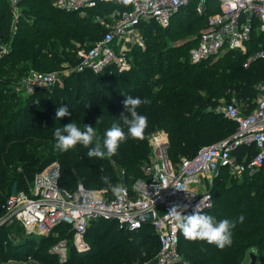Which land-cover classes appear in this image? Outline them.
Masks as SVG:
<instances>
[{
  "label": "trees",
  "instance_id": "obj_1",
  "mask_svg": "<svg viewBox=\"0 0 264 264\" xmlns=\"http://www.w3.org/2000/svg\"><path fill=\"white\" fill-rule=\"evenodd\" d=\"M53 1L21 0V12L13 25L8 1L0 0V215L5 212L8 197L17 191H29L35 174L53 159L61 165L62 186L73 189L82 182L90 188L110 189L122 179V172L127 183L143 176L152 132L164 129L169 133V155L177 162L235 132L236 121L217 109L223 102L236 97L250 110L255 106L257 84L264 81V59L248 66L244 62L264 48V32H253L246 51L230 50L218 60L193 63L190 48L207 25L208 15L215 12L209 9L199 13L194 0L183 6L166 27L154 21L142 23L146 49H132L130 69L119 71L111 66L101 74L90 69L64 72L79 62L81 48L92 47L104 36L108 15L114 8L130 5L103 0L82 11H66L55 7ZM180 38L183 40L178 42ZM3 44L8 45L5 53L1 52ZM31 70L56 71L65 86L58 81L50 88L39 86L27 93L24 79ZM123 95L151 100L138 109L148 118L142 140L129 137L111 159L88 158V148L82 144L66 152L55 150V128L72 121L81 129L84 124L93 126L101 143L113 123L123 127ZM60 106H67L71 115L57 120ZM124 131L127 133L126 128ZM243 150L234 152L240 157ZM227 173L214 181L212 203L201 214L217 221L238 220L243 215L244 221L237 222L232 230L233 242L224 250L206 241L186 240L180 232L179 247L188 264H243L253 249L258 264H264V169L245 173L241 179L227 177ZM104 176L110 177V185L102 181ZM7 227L6 223L0 226V260L20 254L33 257L43 251L48 261L55 263L47 246L56 237H71L70 226L60 225L57 234L28 235L22 242L13 243L7 240ZM86 237L91 245L88 251L78 252L70 245L71 263L139 264L152 260L160 247L151 224L127 230L101 219L92 222Z\"/></svg>",
  "mask_w": 264,
  "mask_h": 264
},
{
  "label": "built area",
  "instance_id": "obj_2",
  "mask_svg": "<svg viewBox=\"0 0 264 264\" xmlns=\"http://www.w3.org/2000/svg\"><path fill=\"white\" fill-rule=\"evenodd\" d=\"M7 1L15 15V25L21 0ZM101 1L54 0L53 4L66 11H82ZM192 1L133 0L129 8L114 17L102 38L92 47L78 51L79 62L64 72L90 69L101 74L111 66L119 71L130 69L132 49L135 46L146 49L142 23L154 21L166 27ZM196 1L199 13L209 9L215 12L208 15L205 29L190 48L189 58L193 63L214 60L225 51H246L253 32H264V0ZM7 50L3 47L1 52ZM259 59H264V48L250 54L244 66ZM58 81L61 78L56 71L31 70L24 79V88L32 93L39 86L50 88ZM257 89L258 96L251 110L236 97L217 108L236 121L237 129L226 138L201 146L193 156H183L174 162L169 155V133L164 129L152 132L149 136L152 154L143 167V176L130 183L122 175L110 189L90 188L82 182L70 189L60 184V163H51L35 174L29 191H17L8 197L0 224L18 220L29 236H48L60 225L70 226V239L62 238L51 251L61 253L58 264L67 262L71 244L78 252L91 248L86 235L94 221H114L119 228L127 230L151 224L160 247L152 260L139 264H188L179 247L180 231L175 228L169 211L173 206H180L187 215L200 203L202 211L209 207L212 203L209 189L224 171L242 177L264 169V81L257 84ZM237 148L244 149L240 157L234 152ZM165 185L168 187L163 188Z\"/></svg>",
  "mask_w": 264,
  "mask_h": 264
},
{
  "label": "clouds",
  "instance_id": "obj_3",
  "mask_svg": "<svg viewBox=\"0 0 264 264\" xmlns=\"http://www.w3.org/2000/svg\"><path fill=\"white\" fill-rule=\"evenodd\" d=\"M117 2L127 5L132 3L133 0H117ZM123 96H125L122 101L124 112L120 117L123 127L120 124L113 123L110 128L105 130L104 139L101 143V139L93 126L84 124L83 129H81L72 121L63 127L55 128L53 134L55 150L66 152L75 148L77 144H82L85 148H88V158L111 159L117 154L120 144L129 137L142 140L144 130L148 127V118L140 114L138 109L142 105L150 104L151 100L131 95ZM70 115L67 106L58 107L55 114L57 120ZM124 128L127 129V133ZM101 179L105 184H111L110 177L104 176ZM167 187L165 185L163 188ZM114 190L118 191L119 189L115 188ZM157 194L159 193L157 192ZM202 208V203H200L192 214L184 215L180 206H173L169 212L175 221V228L182 233L186 240L206 241L209 245H215L219 250L230 247L233 242L232 230L236 227L237 222L243 223L244 216L241 215L238 220L223 219L217 221L211 215L201 214Z\"/></svg>",
  "mask_w": 264,
  "mask_h": 264
},
{
  "label": "rangeland",
  "instance_id": "obj_4",
  "mask_svg": "<svg viewBox=\"0 0 264 264\" xmlns=\"http://www.w3.org/2000/svg\"><path fill=\"white\" fill-rule=\"evenodd\" d=\"M5 2H7V0H5ZM9 3V2H8ZM113 3V2H112ZM120 6L121 5H118V6H116V8H114V11L112 12V13H110L109 15H108V18L110 19V21H109V23H107L108 25H110V24H112V22L114 21V17L118 14V13H120V12H122L124 9H120ZM88 11L89 10H87V11H84L83 13L85 14V13H88ZM12 17H13V21L15 20V15H14V13L12 12ZM205 27L206 26H204V28H203V30L205 29ZM203 30H201V32L203 31ZM200 32V33H201ZM199 33V34H200ZM199 34H198V37H199ZM181 40H183V39H179L178 40V42L179 41H181ZM3 47H6V49L8 48V45H6V44H3V45H1V49L3 48ZM228 51H225L224 53H222L220 56H218L216 59H214V60H212V61H215V60H218L220 57H222L223 55H225L226 53H227ZM130 54V56H131V53H129ZM232 57H234V56H236V53L235 54H233V55H231ZM64 65H67V64H64ZM60 84L62 85V86H65L64 85V82L63 81H61L60 82ZM224 104H226L227 102H223ZM240 104H244L242 101H241V103ZM245 105V104H244ZM150 136V135H149ZM149 136H148V140H149V144H150V147H151V153H150V156H151V154H152V146H151V142H150V138H149ZM150 159V158H149ZM58 161V159H53L49 164H47L46 165V167L48 166V165H50L51 163H53V162H57ZM149 161V160H148ZM147 161V162H148ZM59 162V161H58ZM146 164V162L144 163V165ZM144 165H143V167H144ZM44 169V168H43ZM123 174H121V176H122ZM233 176L232 174H230L229 172L226 174V176L227 177H229V176ZM226 176H225V178H226ZM230 176V177H231ZM243 177V176H242ZM242 177H239L240 179L242 178ZM214 184V183H213ZM210 192H211V190H212V186L210 187ZM15 193V192H14ZM7 233H8V235H7V240H11L12 239V242L13 243H18V242H22V240L23 239H25L27 236H28V234H27V232H26V229L23 227V225L18 221V220H12V221H10V222H8L7 223ZM58 233V231H56L55 232V234H57ZM62 238H57L56 237V241H54V242H52V243H50L47 247H49L48 249H46V248H44V250L46 249V250H48L49 251V254H51L52 256H54L56 259L55 260H57L55 263H53V262H49L48 261V259H47V257H45V254H44V252L42 251V253L40 252V253H35L34 255H33V257H32V259H28L27 257H25V255L24 254H20V255H13V256H9L8 258H4V259H2L1 258V260H0V264H58V263H60V255H61V253H58V252H51L52 250H54V247L57 245V243L61 240ZM67 255H68V260H67V262H64V263H62V264H85V263H80V262H75V263H71L70 262V253L69 252H67Z\"/></svg>",
  "mask_w": 264,
  "mask_h": 264
},
{
  "label": "water",
  "instance_id": "obj_5",
  "mask_svg": "<svg viewBox=\"0 0 264 264\" xmlns=\"http://www.w3.org/2000/svg\"><path fill=\"white\" fill-rule=\"evenodd\" d=\"M5 223H6V222L1 223L0 226L4 225ZM250 258H251V261H250L249 264H258V263H257V259H258L257 254H255V253H253V252L250 253Z\"/></svg>",
  "mask_w": 264,
  "mask_h": 264
},
{
  "label": "crops",
  "instance_id": "obj_6",
  "mask_svg": "<svg viewBox=\"0 0 264 264\" xmlns=\"http://www.w3.org/2000/svg\"><path fill=\"white\" fill-rule=\"evenodd\" d=\"M256 253V251L253 249V250H251V251H249L248 252V255H247V257H246V259H245V261H244V263L243 264H249L250 263V261H251V258H250V253ZM257 263H258V259H257Z\"/></svg>",
  "mask_w": 264,
  "mask_h": 264
}]
</instances>
